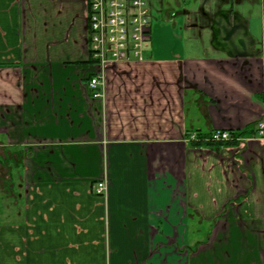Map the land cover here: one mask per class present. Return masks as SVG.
Wrapping results in <instances>:
<instances>
[{
	"label": "crops",
	"instance_id": "0c3cea01",
	"mask_svg": "<svg viewBox=\"0 0 264 264\" xmlns=\"http://www.w3.org/2000/svg\"><path fill=\"white\" fill-rule=\"evenodd\" d=\"M151 4L101 66L86 0H0V264H264V0Z\"/></svg>",
	"mask_w": 264,
	"mask_h": 264
},
{
	"label": "built area",
	"instance_id": "2783aa9c",
	"mask_svg": "<svg viewBox=\"0 0 264 264\" xmlns=\"http://www.w3.org/2000/svg\"><path fill=\"white\" fill-rule=\"evenodd\" d=\"M88 6V38L91 59L105 65L110 61H141L152 40L154 23L151 0H86ZM101 76L90 79L94 96L101 97ZM261 125L260 133H263ZM190 140L223 142L234 140L233 131L216 129L208 135L192 132ZM106 183L96 186L103 194Z\"/></svg>",
	"mask_w": 264,
	"mask_h": 264
},
{
	"label": "water",
	"instance_id": "95a60500",
	"mask_svg": "<svg viewBox=\"0 0 264 264\" xmlns=\"http://www.w3.org/2000/svg\"><path fill=\"white\" fill-rule=\"evenodd\" d=\"M221 18L227 21L229 28H225L227 30V35L225 37H222V35L220 36L222 38L219 37L220 42L222 43L225 40V44H230L234 48H237V46L240 45L244 50L243 53H240V56H250L251 54L248 52V47L250 46L249 42L247 41V39L243 38L242 35L240 36V34H237L239 32L238 29H240L241 33L245 32V30H247V26L239 25L231 27L229 16L227 14H222ZM221 26L222 24H219V27Z\"/></svg>",
	"mask_w": 264,
	"mask_h": 264
},
{
	"label": "trees",
	"instance_id": "16d2710c",
	"mask_svg": "<svg viewBox=\"0 0 264 264\" xmlns=\"http://www.w3.org/2000/svg\"><path fill=\"white\" fill-rule=\"evenodd\" d=\"M233 134H234V136L236 137V139H234V140H229V141H223V143H224V144H227V145L234 144L235 141H236L239 137H241L242 135H244L243 132H234V131H233ZM201 135L203 136V135H208V134H201ZM201 142H202V141H201ZM211 142H212V141H211ZM202 143H203V142H202ZM202 143L198 142V145H202ZM208 144H213V143H208Z\"/></svg>",
	"mask_w": 264,
	"mask_h": 264
},
{
	"label": "rangeland",
	"instance_id": "374dc122",
	"mask_svg": "<svg viewBox=\"0 0 264 264\" xmlns=\"http://www.w3.org/2000/svg\"><path fill=\"white\" fill-rule=\"evenodd\" d=\"M167 31V30H166ZM203 141V140H202ZM201 142V141H200ZM204 143H212L211 141H203ZM0 174L4 175L3 170L0 168ZM4 191L2 183H0V192Z\"/></svg>",
	"mask_w": 264,
	"mask_h": 264
},
{
	"label": "bare ground",
	"instance_id": "6f19581e",
	"mask_svg": "<svg viewBox=\"0 0 264 264\" xmlns=\"http://www.w3.org/2000/svg\"><path fill=\"white\" fill-rule=\"evenodd\" d=\"M260 130V129H259ZM197 132V131H196ZM260 134V133H259ZM262 135V134H261ZM263 136V135H262Z\"/></svg>",
	"mask_w": 264,
	"mask_h": 264
}]
</instances>
